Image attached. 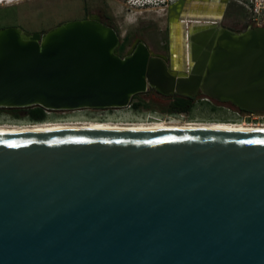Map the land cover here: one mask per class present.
Returning a JSON list of instances; mask_svg holds the SVG:
<instances>
[{
    "label": "water",
    "instance_id": "95a60500",
    "mask_svg": "<svg viewBox=\"0 0 264 264\" xmlns=\"http://www.w3.org/2000/svg\"><path fill=\"white\" fill-rule=\"evenodd\" d=\"M206 1L219 19L184 18L192 0L168 7L181 30L168 57L142 41L121 56L97 16L0 29V109L118 111L155 89L264 113V28H224L229 0ZM259 141L264 131L0 136V264H264Z\"/></svg>",
    "mask_w": 264,
    "mask_h": 264
},
{
    "label": "rangeland",
    "instance_id": "374dc122",
    "mask_svg": "<svg viewBox=\"0 0 264 264\" xmlns=\"http://www.w3.org/2000/svg\"><path fill=\"white\" fill-rule=\"evenodd\" d=\"M0 4V29L21 28L27 34H44L49 30L69 21L83 20L97 16L102 22H108L118 33L121 46L126 45L121 56L131 52L138 41L145 43L155 54L169 56L172 29L168 21V9L146 8L130 9L126 0H8ZM247 21L246 10L235 2H230L225 11L221 25L235 32H243ZM245 31V30H244ZM150 99V108L143 112L159 111L167 105V100L158 95H140L134 102ZM133 103V102H132ZM5 112V113H4ZM93 111L56 113L55 116L41 124L16 123L8 118L5 109H0L1 128H25L55 124H88L105 122L119 125H149L166 123L174 125L228 123L242 125L244 119L235 113L228 104H221L207 97L198 98L190 116L185 119L162 117L152 118L140 115L131 108L113 110L108 113L109 120H97ZM105 113V112H103ZM107 113V112H106ZM153 115V114H152Z\"/></svg>",
    "mask_w": 264,
    "mask_h": 264
},
{
    "label": "bare ground",
    "instance_id": "6f19581e",
    "mask_svg": "<svg viewBox=\"0 0 264 264\" xmlns=\"http://www.w3.org/2000/svg\"><path fill=\"white\" fill-rule=\"evenodd\" d=\"M8 0H0V4L12 3ZM187 5V11L183 17L188 18H205L208 21L220 18L218 12L221 6L206 0H195V4ZM209 6V7H208ZM205 7V9H204ZM207 11V12H205ZM185 19V23L187 22ZM196 21V20H194ZM196 23V22H195ZM172 38L178 33V29L174 24L171 26ZM179 31H181L179 29ZM258 131H264V126H255L248 124H228V123H212V124H186L174 125L166 123H152L149 125H119L105 122H92L88 124H55L46 126H33L25 128H1L0 136H22V135H43V134H59V133H86V132H104V133H247L258 134Z\"/></svg>",
    "mask_w": 264,
    "mask_h": 264
},
{
    "label": "built area",
    "instance_id": "2783aa9c",
    "mask_svg": "<svg viewBox=\"0 0 264 264\" xmlns=\"http://www.w3.org/2000/svg\"><path fill=\"white\" fill-rule=\"evenodd\" d=\"M178 1L179 0H126V3L130 9L143 10L146 8H153L165 11L171 4ZM230 2H235L246 10L247 24L249 27L264 28V0H229V3ZM131 106L129 108H131ZM182 117L183 119L186 118L185 115H182ZM244 124L264 126V113H248L246 116V123Z\"/></svg>",
    "mask_w": 264,
    "mask_h": 264
},
{
    "label": "flooded vegetation",
    "instance_id": "af4514ba",
    "mask_svg": "<svg viewBox=\"0 0 264 264\" xmlns=\"http://www.w3.org/2000/svg\"><path fill=\"white\" fill-rule=\"evenodd\" d=\"M191 9H192V7L194 6V4H195V0H192V2H191ZM89 18V17H88ZM168 21H169V24H170V18H169V16H168ZM104 23V22H103ZM245 28L243 29V30H241V31H244V30H246V29H248L249 28V25L247 24V21H246V23H245ZM158 95V96H160V97H162V98H164L165 100H167V105H165L162 109H161V111L163 110V109H165V108H167L168 107V105H169V100H170V98L172 97V96H176L177 94H175V95H170V96H164V95H162V94H160V93H158L155 89H150L149 90V92L147 93V94H143V95H147V97H149V95ZM140 96V95H139ZM178 96H180V97H183V98H185V99H187V100H194V101H198V98H204L205 96L204 95H201V96H199V97H194V98H192V97H185V96H181V95H178ZM138 97V96H137ZM147 102L148 103H151L152 101L150 100V99H148L147 100ZM133 103H135L134 101H133ZM133 103H132V105H133ZM222 104V103H221ZM228 105H230V104H228ZM233 109H234V111H235V113H237V115L239 116V117H241L242 119H245V121H246V116H247V114L248 113H245V112H242L240 109H238V108H236V107H234V106H232V105H230ZM131 109H132V112L133 113H135V114H140V115H150L152 118H154V119H160V118H162V117H167V118H171V117H174V118H180V119H183V117H182V115H185L186 117H188V116H190L191 114H189V113H187V112H180V113H168V112H165V111H162V112H159V111H147V112H143V114H141V110L140 111H135L134 110V108L131 106ZM5 111H6V113H7V116H8V118H10V119H12L14 122H16V123H33V124H41V123H44L45 121H47V120H49L51 117H53V116H55L56 115V113H58V112H49V111H46L45 110V113H46V117H45V120L43 121V122H39V123H37V122H33V121H31L30 120V118H29V114H28V112H27V109H13V110H8V109H5ZM113 111V110H112ZM110 111H108L107 113L105 112V113H98V112H92L91 113V115H95V119H97V120H109V118H110V116L108 115V113H109ZM5 113V112H4ZM153 114V115H152ZM51 116V117H50Z\"/></svg>",
    "mask_w": 264,
    "mask_h": 264
},
{
    "label": "trees",
    "instance_id": "16d2710c",
    "mask_svg": "<svg viewBox=\"0 0 264 264\" xmlns=\"http://www.w3.org/2000/svg\"><path fill=\"white\" fill-rule=\"evenodd\" d=\"M105 25H110L108 22L104 23ZM126 45H122L120 47V52L123 53L125 50ZM138 97H135L137 99ZM169 105L167 108L163 109L162 111L168 112V113H180V112H187L189 114L192 113L193 109L195 108L196 101L194 100H187L183 97H180L178 95L172 96L169 100ZM132 107L134 108L135 111H140L143 108H150V103H148L145 100H140L135 103H133ZM242 111V110H241ZM27 112L29 114V118L33 122H43L46 117L45 110L40 108V107H35L31 109H27ZM245 113H249L246 111H242Z\"/></svg>",
    "mask_w": 264,
    "mask_h": 264
},
{
    "label": "snow or ice",
    "instance_id": "6c2138e0",
    "mask_svg": "<svg viewBox=\"0 0 264 264\" xmlns=\"http://www.w3.org/2000/svg\"><path fill=\"white\" fill-rule=\"evenodd\" d=\"M259 143H264V141H259Z\"/></svg>",
    "mask_w": 264,
    "mask_h": 264
},
{
    "label": "crops",
    "instance_id": "0c3cea01",
    "mask_svg": "<svg viewBox=\"0 0 264 264\" xmlns=\"http://www.w3.org/2000/svg\"><path fill=\"white\" fill-rule=\"evenodd\" d=\"M218 7H220V5H218ZM180 12H181V10H180Z\"/></svg>",
    "mask_w": 264,
    "mask_h": 264
}]
</instances>
